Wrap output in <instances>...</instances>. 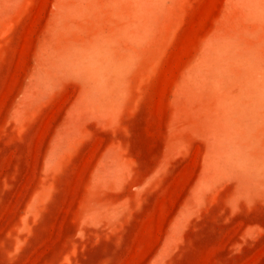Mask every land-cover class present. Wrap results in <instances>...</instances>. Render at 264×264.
<instances>
[{
  "label": "rangeland",
  "instance_id": "rangeland-1",
  "mask_svg": "<svg viewBox=\"0 0 264 264\" xmlns=\"http://www.w3.org/2000/svg\"><path fill=\"white\" fill-rule=\"evenodd\" d=\"M0 264H264V0H0Z\"/></svg>",
  "mask_w": 264,
  "mask_h": 264
}]
</instances>
